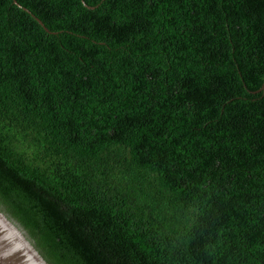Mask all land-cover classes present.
I'll use <instances>...</instances> for the list:
<instances>
[{"label":"trees","instance_id":"obj_1","mask_svg":"<svg viewBox=\"0 0 264 264\" xmlns=\"http://www.w3.org/2000/svg\"><path fill=\"white\" fill-rule=\"evenodd\" d=\"M16 2L0 211L41 257L264 264V0Z\"/></svg>","mask_w":264,"mask_h":264},{"label":"water","instance_id":"obj_2","mask_svg":"<svg viewBox=\"0 0 264 264\" xmlns=\"http://www.w3.org/2000/svg\"><path fill=\"white\" fill-rule=\"evenodd\" d=\"M13 3L18 8H21L24 11L29 12L28 10L19 6L16 0H13ZM34 19L39 23V25L43 29H45L42 23L37 18ZM50 34H54V33H50ZM247 91L250 93L264 92V81L259 85V87L256 90H247ZM0 264H48L37 252V250L32 246V244L26 239L23 233L11 221L7 219L1 211H0Z\"/></svg>","mask_w":264,"mask_h":264}]
</instances>
